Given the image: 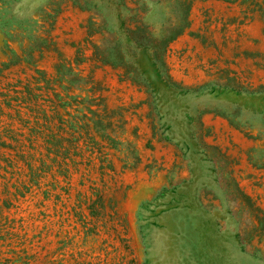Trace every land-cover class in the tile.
Instances as JSON below:
<instances>
[{"label": "rangeland", "instance_id": "1", "mask_svg": "<svg viewBox=\"0 0 264 264\" xmlns=\"http://www.w3.org/2000/svg\"><path fill=\"white\" fill-rule=\"evenodd\" d=\"M260 85L264 0H0V264H264Z\"/></svg>", "mask_w": 264, "mask_h": 264}, {"label": "trees", "instance_id": "2", "mask_svg": "<svg viewBox=\"0 0 264 264\" xmlns=\"http://www.w3.org/2000/svg\"><path fill=\"white\" fill-rule=\"evenodd\" d=\"M187 13L184 12V16L186 15ZM186 24L184 25H181L179 26V28H174L170 31V34L168 35V38L164 40V42L162 43V47L164 48L167 43L171 40H173L176 36H178V34H180L183 29L185 28ZM260 88H264V85H260ZM88 208H91V204L88 206Z\"/></svg>", "mask_w": 264, "mask_h": 264}]
</instances>
